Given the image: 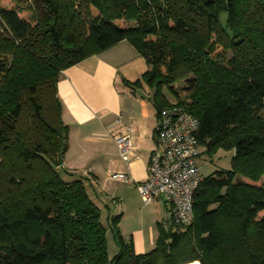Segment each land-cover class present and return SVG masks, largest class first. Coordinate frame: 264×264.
Listing matches in <instances>:
<instances>
[{
    "label": "trees",
    "instance_id": "trees-1",
    "mask_svg": "<svg viewBox=\"0 0 264 264\" xmlns=\"http://www.w3.org/2000/svg\"><path fill=\"white\" fill-rule=\"evenodd\" d=\"M11 1L0 3V264H264V0ZM123 40L148 64L126 84L153 88L158 110L167 87L199 119L200 145L235 155L203 177L194 221L158 223L149 252L113 216L111 257L101 207L63 164L58 82Z\"/></svg>",
    "mask_w": 264,
    "mask_h": 264
},
{
    "label": "crops",
    "instance_id": "crops-1",
    "mask_svg": "<svg viewBox=\"0 0 264 264\" xmlns=\"http://www.w3.org/2000/svg\"><path fill=\"white\" fill-rule=\"evenodd\" d=\"M147 69L141 53L123 40L64 70L58 82L62 118L68 126L63 164L84 179L91 198L101 208H109L107 194L111 203L122 209L121 233L125 240L133 239L137 253L152 250L159 236L158 223L167 227L172 218L168 205L156 199L148 205L142 203L146 215L136 227H125L128 212L141 205L142 197L134 182L109 177L111 171H127L134 181L142 182L150 175L159 113L154 89L146 83L140 87L126 84L141 79ZM127 127L131 128L133 151L126 163L115 136Z\"/></svg>",
    "mask_w": 264,
    "mask_h": 264
},
{
    "label": "built area",
    "instance_id": "built-area-1",
    "mask_svg": "<svg viewBox=\"0 0 264 264\" xmlns=\"http://www.w3.org/2000/svg\"><path fill=\"white\" fill-rule=\"evenodd\" d=\"M199 128V119L184 106L171 103L161 108L148 179L136 182L127 171H111L109 177L115 181L134 182L145 204L160 199L168 205L176 224L190 225L195 219V194L203 180L196 164L201 154L196 137ZM115 142L121 159L129 162L133 151L131 128L116 135Z\"/></svg>",
    "mask_w": 264,
    "mask_h": 264
},
{
    "label": "rangeland",
    "instance_id": "rangeland-1",
    "mask_svg": "<svg viewBox=\"0 0 264 264\" xmlns=\"http://www.w3.org/2000/svg\"><path fill=\"white\" fill-rule=\"evenodd\" d=\"M0 3L9 6L12 4V1L0 0ZM228 56H230V52L228 53ZM179 85L182 87L184 85V81H180ZM163 92L170 103L175 102L174 96L167 87L163 88ZM234 155H235V151L233 149H226L223 147H218L215 148L214 151L208 152L207 146L202 144L201 154L196 159V164L199 167L202 176L207 177L218 170L232 169L233 168L232 161ZM241 179L246 181L245 177H241ZM262 179L264 181V175ZM108 197L109 195L105 194V200L109 202V208H107L106 206L101 208L102 211L101 221L104 224V226L107 228V242L109 248V255L112 257L119 252L120 247L118 245L116 236L114 235V232L111 229V219L117 213L121 214L122 209L118 208V205L112 204L111 200H109L110 197L109 198ZM142 203L145 204L144 202L141 201V205L139 207H136L135 210L131 213L128 212L129 217H126L125 227L134 228L139 223L140 219H144L146 215L145 214L146 207L143 206ZM122 218H123V214H122ZM190 264H196V263H190Z\"/></svg>",
    "mask_w": 264,
    "mask_h": 264
}]
</instances>
